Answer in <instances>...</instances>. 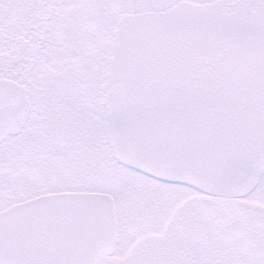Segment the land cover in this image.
Returning a JSON list of instances; mask_svg holds the SVG:
<instances>
[{
	"label": "snow or ice",
	"instance_id": "6c2138e0",
	"mask_svg": "<svg viewBox=\"0 0 264 264\" xmlns=\"http://www.w3.org/2000/svg\"><path fill=\"white\" fill-rule=\"evenodd\" d=\"M0 264H264V0H0Z\"/></svg>",
	"mask_w": 264,
	"mask_h": 264
}]
</instances>
